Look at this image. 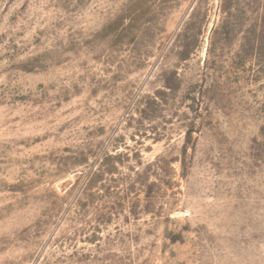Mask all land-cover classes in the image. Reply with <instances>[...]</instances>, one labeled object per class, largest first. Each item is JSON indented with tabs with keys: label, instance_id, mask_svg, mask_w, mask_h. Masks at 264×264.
<instances>
[{
	"label": "rangeland",
	"instance_id": "1",
	"mask_svg": "<svg viewBox=\"0 0 264 264\" xmlns=\"http://www.w3.org/2000/svg\"><path fill=\"white\" fill-rule=\"evenodd\" d=\"M0 264H264V0H0Z\"/></svg>",
	"mask_w": 264,
	"mask_h": 264
}]
</instances>
